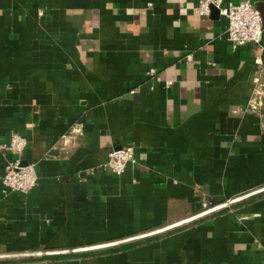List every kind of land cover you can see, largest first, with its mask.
I'll use <instances>...</instances> for the list:
<instances>
[{"label": "crops", "instance_id": "obj_1", "mask_svg": "<svg viewBox=\"0 0 264 264\" xmlns=\"http://www.w3.org/2000/svg\"><path fill=\"white\" fill-rule=\"evenodd\" d=\"M197 5L0 0V145L37 175L5 190L0 148V264H264V52ZM35 251L58 252L8 256Z\"/></svg>", "mask_w": 264, "mask_h": 264}, {"label": "built area", "instance_id": "obj_2", "mask_svg": "<svg viewBox=\"0 0 264 264\" xmlns=\"http://www.w3.org/2000/svg\"><path fill=\"white\" fill-rule=\"evenodd\" d=\"M215 7L219 14L227 19V39L235 48L245 43L260 44L264 52V41L262 39V17L260 11L250 0H240L236 3L225 0H198L196 12L199 15H208L210 8ZM255 62L260 64V58L256 57ZM148 76L155 75V69L147 71ZM158 79V77H156ZM252 94L249 102V109L258 110L264 105V79L258 70L253 76ZM171 81H167L170 84ZM79 129V128H78ZM26 146L24 137L18 132L11 134L8 144H1L0 148L10 151L16 157L5 166L2 177L3 188L11 192L27 193L36 184L37 175L34 165L29 162H22L21 155ZM134 162L133 152L130 147L112 148L107 154V160L103 167H107L114 174H121L128 163ZM58 251H35L22 252L8 255L13 259L39 258L45 254H54Z\"/></svg>", "mask_w": 264, "mask_h": 264}]
</instances>
